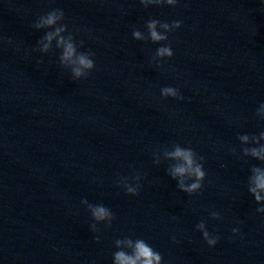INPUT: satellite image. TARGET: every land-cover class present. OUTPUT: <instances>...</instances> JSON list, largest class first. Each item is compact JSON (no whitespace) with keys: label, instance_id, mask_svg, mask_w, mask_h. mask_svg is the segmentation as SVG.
I'll return each mask as SVG.
<instances>
[{"label":"water","instance_id":"1","mask_svg":"<svg viewBox=\"0 0 264 264\" xmlns=\"http://www.w3.org/2000/svg\"><path fill=\"white\" fill-rule=\"evenodd\" d=\"M52 9L77 51L94 53L86 77L60 65L55 40L38 50L52 29L33 25ZM149 20L181 26L160 43L133 39ZM162 46L173 55L155 60ZM262 103L264 0H0V264H113L124 238L145 240L161 264H264V200L248 191L264 162L237 138L264 131ZM174 144L203 157L191 195L167 174ZM82 199L110 209V226Z\"/></svg>","mask_w":264,"mask_h":264},{"label":"clouds","instance_id":"2","mask_svg":"<svg viewBox=\"0 0 264 264\" xmlns=\"http://www.w3.org/2000/svg\"><path fill=\"white\" fill-rule=\"evenodd\" d=\"M145 7L149 5L167 4L174 6L176 0H139ZM64 19V13L61 9H52L46 15L38 17L33 27L36 29H52L47 31L45 35L37 41L39 46L38 50L41 53H48L51 50L52 42L55 40V46L60 49L59 63L62 67L70 68L73 79H80L86 77L94 68V61L91 58L94 53L78 52L77 43L71 33L64 35L67 30V25L60 23ZM163 29V32L157 30V27ZM181 26L180 21H173L171 25L167 22L161 23L157 20H149L146 23L147 37L140 31L134 30L132 37L135 40H150L152 43H160L168 39L167 33L177 29ZM82 44V42H81ZM34 51L36 49H33ZM173 52L170 46H162L156 50L155 60H162L164 58L172 57ZM159 66V65H158ZM162 97H171L177 100H183L184 97L180 94L179 90L173 87H164L160 92ZM256 115L264 119V103H262L256 111ZM242 145H258L256 147H243L241 149L243 156H250L256 160L264 162V131L259 135L249 136L247 134L237 137ZM165 157L173 161L167 169V174L171 179L177 182V188L189 195L199 191L202 187V182L205 178L203 170V157L197 158L196 153L191 149L182 148L179 144H174L171 150L164 151ZM154 163H159L154 160ZM135 181H139L141 177L136 175ZM187 181H192L188 183ZM120 185L124 188L127 194L137 195L139 184L136 187L130 186L127 183V178H119ZM249 193L254 197V200L259 204L264 197L260 195L264 192V168L253 166L251 168V175L249 177ZM81 204L87 205L91 217L94 221L101 222L107 221L110 226L113 213L103 205L89 204L86 199L81 200ZM257 212H264V207L256 209ZM213 219H218L219 214L216 212L211 213ZM92 230H96V225H91ZM198 230L203 233L204 240L211 246L217 243L218 237H210L209 233L205 230L204 222L197 225ZM237 229H233L235 233ZM115 246L118 251L113 254V264H161V255L154 251L153 248L143 239L132 240L131 238L117 239ZM128 249L130 251H125Z\"/></svg>","mask_w":264,"mask_h":264}]
</instances>
